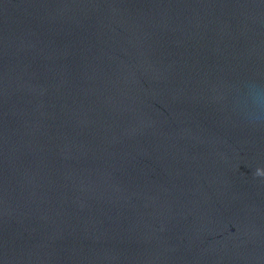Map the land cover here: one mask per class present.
<instances>
[{
    "label": "water",
    "instance_id": "obj_1",
    "mask_svg": "<svg viewBox=\"0 0 264 264\" xmlns=\"http://www.w3.org/2000/svg\"><path fill=\"white\" fill-rule=\"evenodd\" d=\"M264 0H0V264H264Z\"/></svg>",
    "mask_w": 264,
    "mask_h": 264
},
{
    "label": "clouds",
    "instance_id": "obj_2",
    "mask_svg": "<svg viewBox=\"0 0 264 264\" xmlns=\"http://www.w3.org/2000/svg\"><path fill=\"white\" fill-rule=\"evenodd\" d=\"M259 175H264V173H258Z\"/></svg>",
    "mask_w": 264,
    "mask_h": 264
}]
</instances>
